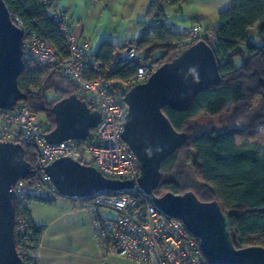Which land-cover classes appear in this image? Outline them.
I'll return each mask as SVG.
<instances>
[{
    "label": "trees",
    "instance_id": "trees-1",
    "mask_svg": "<svg viewBox=\"0 0 264 264\" xmlns=\"http://www.w3.org/2000/svg\"><path fill=\"white\" fill-rule=\"evenodd\" d=\"M3 1L13 21L23 30L37 34L54 47L62 59L69 57L68 47L44 0ZM185 1L151 0L146 19L139 22L141 35L138 39L122 47L103 42L97 53L89 55L87 64L99 66L96 72L89 70L91 77L96 78L100 71L111 67L116 55L133 44L146 61L161 67L199 42H188L181 32L172 31V25L168 23L167 10ZM167 3L170 5L168 9L165 8ZM153 16L158 18V24L148 28L146 20ZM257 26L260 45L253 43L249 35L250 30ZM203 40L215 52L222 81L219 86L198 93L187 109H163L174 128L184 133L186 138L163 161L161 179L154 194L194 192L204 202L217 201L229 216L236 248H264V0H231L230 7L220 14L219 25L211 38ZM25 41L26 37L24 44ZM157 52L160 57L153 60ZM238 60L240 66L236 65ZM24 62L25 70L18 79L24 99L19 103L26 105L38 117L45 134L50 133L56 128L52 112L54 106L73 95L83 98L60 68L32 69L27 64L26 53ZM136 68L132 62H120L111 78L130 81L135 77ZM49 93L53 94L50 99ZM202 115L225 117L221 120L222 127L211 124L207 131L193 136L191 123ZM94 135L95 129L91 130L90 138L93 139ZM36 156L33 146L25 148L26 160L33 168ZM181 164L185 167L191 165L196 181L183 174L179 169ZM25 183L28 187H37L40 178L33 174ZM55 194L56 198L34 199L33 202L53 204L61 198L57 191ZM19 217H25L29 223L31 246L40 248L46 228L36 226L30 208H24L16 201V223ZM16 237L19 246L17 227ZM203 264L208 263L204 260Z\"/></svg>",
    "mask_w": 264,
    "mask_h": 264
},
{
    "label": "water",
    "instance_id": "water-1",
    "mask_svg": "<svg viewBox=\"0 0 264 264\" xmlns=\"http://www.w3.org/2000/svg\"><path fill=\"white\" fill-rule=\"evenodd\" d=\"M24 30L16 24L5 2L0 0V110L13 111L24 99L18 79L24 72ZM214 50L201 40L162 65L150 79L130 89L125 96L128 112L122 139L141 164L138 186L153 198L164 214L183 223L200 241L208 264H264V248L238 249L234 245L230 219L217 201L204 202L194 192L156 196L163 161L184 142L163 113L165 107L187 109L200 92L221 84ZM56 128L46 134L50 144L86 140L101 123V113L73 95L52 110ZM30 147V146H29ZM44 171L61 198H89L105 191L133 189L134 181L112 180L95 167L71 159H59ZM35 174L17 143H0V264H25L16 237L17 182Z\"/></svg>",
    "mask_w": 264,
    "mask_h": 264
},
{
    "label": "built area",
    "instance_id": "built-area-1",
    "mask_svg": "<svg viewBox=\"0 0 264 264\" xmlns=\"http://www.w3.org/2000/svg\"><path fill=\"white\" fill-rule=\"evenodd\" d=\"M112 1L109 0L110 3ZM44 2L68 47L69 57L62 59L58 51L37 34L24 30L27 64L41 71L60 68L92 110L101 113L102 119L93 139L89 136L86 140L53 145L46 140L38 117L23 103L18 102L13 111L0 110V143L13 142L24 148L33 146L37 151L33 169L40 178V184L28 187L25 180L17 182L14 187L16 201L20 206L30 208L34 199L56 198V189L44 168L59 159L93 166L109 179L136 183L135 188L129 190L105 191L89 198L68 199L73 206H80L92 217L100 260L104 264L111 258H122L135 264H203L205 257L198 238L189 233L182 222L161 212L153 198L138 186L141 164L122 139L128 112L124 101L126 94L133 87L146 83L160 67L146 61L133 44L116 55L111 67L92 78L89 70L96 72L99 66L87 64L91 40L75 32L68 12L59 10L54 1ZM169 7L168 3L165 4L166 9ZM157 24L156 16L146 20L148 28ZM171 30L178 32L175 26ZM181 34L190 43L211 37L203 32L200 24ZM120 62H132L137 66L132 80L121 82L111 78ZM108 212H114L115 217H107ZM16 227L20 256L25 264H39L40 248L35 249L30 244L32 233L26 218L19 217Z\"/></svg>",
    "mask_w": 264,
    "mask_h": 264
},
{
    "label": "crops",
    "instance_id": "crops-1",
    "mask_svg": "<svg viewBox=\"0 0 264 264\" xmlns=\"http://www.w3.org/2000/svg\"><path fill=\"white\" fill-rule=\"evenodd\" d=\"M54 2L59 10L69 13L75 32L81 37H88L91 40V48L99 50L101 44L107 41L119 46L113 43L117 35L113 29L121 19L125 22H137L139 27V22L146 19L151 0H113L111 3L109 0H54ZM230 4L231 0H186L183 4L167 10L169 15L167 20L179 32L200 24L204 33L212 35L219 25L220 14L226 11ZM130 41L134 40H125L124 45ZM53 206L61 209L55 210L54 216H58L55 218L52 216L49 220L44 219L41 214L43 209H46L44 206L30 207L35 225L46 228L40 245L39 264H104L100 260V252L96 250L97 244L93 242L95 230L92 217L81 207L73 206L70 201L58 200L51 205ZM49 209L52 211L53 208ZM70 219L74 221L76 227L81 226L80 232L89 237L88 242L90 247H93L91 251H94L92 254L74 255L72 252L77 243V236L68 232ZM107 264L135 263L121 258H111Z\"/></svg>",
    "mask_w": 264,
    "mask_h": 264
},
{
    "label": "rangeland",
    "instance_id": "rangeland-1",
    "mask_svg": "<svg viewBox=\"0 0 264 264\" xmlns=\"http://www.w3.org/2000/svg\"><path fill=\"white\" fill-rule=\"evenodd\" d=\"M113 32L117 33V35L115 36L117 40L116 39L113 40V43L119 45L120 47L124 46L125 40L127 41L128 39H133V40L138 39V37L140 36V33H141L137 22H135V23L129 22V21L125 22L123 19H121L120 22L117 23V25L113 29ZM249 35H250L251 41L253 43H255L257 45H260L262 43L261 39L259 37V27L258 26L255 27L254 29L250 30ZM92 46H93V44H92ZM91 49H93L92 50L93 54L97 53V51H98V49L97 48L95 49V47L94 48L92 47ZM159 57H160V54H159V52H157L153 56L152 59L156 60ZM236 65L240 66L239 60L236 62ZM52 95H53L52 93H49L48 98L50 99L52 97ZM223 118H225V117L211 118L207 115H202L201 117H199L198 119L194 120L191 123L193 136L198 135L204 131H207L211 124H213L217 128L222 127L221 126V120H223ZM179 169L184 172L183 174H187V176H189V178L191 180L196 181V175H195L194 170L192 169L191 165L185 167L184 165L181 164ZM58 200L69 202V200L66 198H60ZM37 204H39V205H37ZM31 205H33V207L40 206V205L42 206V208L45 207L46 209H43V211L41 209V211H42L41 214L44 217V219H46V220H49V219H51L52 216H54L55 210L61 209V207H57V206L51 207V205H53V204H45V203H40V202H33ZM78 207H80V206H78ZM49 208H53L52 211ZM38 212H40V211H38ZM57 216L58 215L54 216L53 218H55ZM106 216L109 218H113V217H115V213L114 212H108ZM69 225H70L69 230H68L69 234L70 235L75 234L77 236V243H76L74 249L72 250L74 255L92 254V252H94V251H91L93 247L92 246L90 247V243L88 242L89 237L85 236L82 231L80 232L81 226L76 227L74 225V221L71 219H70ZM93 237H94L93 242H95V245H96L97 240H96V236H95V231L93 232ZM96 250H98L97 245H96Z\"/></svg>",
    "mask_w": 264,
    "mask_h": 264
}]
</instances>
